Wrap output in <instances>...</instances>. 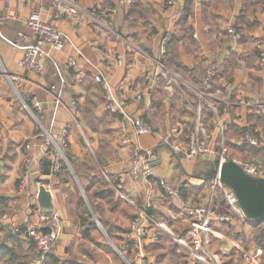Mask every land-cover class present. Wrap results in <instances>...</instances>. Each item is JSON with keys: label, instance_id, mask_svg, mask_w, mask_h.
Segmentation results:
<instances>
[{"label": "crops", "instance_id": "obj_1", "mask_svg": "<svg viewBox=\"0 0 264 264\" xmlns=\"http://www.w3.org/2000/svg\"><path fill=\"white\" fill-rule=\"evenodd\" d=\"M64 8H74L76 13L66 14ZM32 11H39L49 24L72 38L83 55L78 68L66 65V56L73 54L70 47L59 52L48 46L40 55L39 74L19 66L25 47L34 39L23 23ZM57 11L62 13L60 18ZM231 26L241 35L238 42L227 34ZM18 32L27 40L16 46ZM163 37H168L165 58L159 57ZM257 45L264 49V0H174L172 5L167 0H132L130 4L119 0H0V198L5 199L0 210V245L11 246L21 225L28 228L44 222L37 203L43 185L63 224L55 257L73 255L86 264H121L123 259L127 264L94 213L90 215L95 226L89 227L84 199L70 172H50L45 152L52 147L46 146L43 130L66 134L60 146L79 164L84 187L89 176L99 177V173L138 206L150 204L154 220H163L176 232L179 226L186 227V208L206 203L210 197L215 161L204 155L187 159L158 143V135L168 128L173 132L172 143H185L189 132L182 135V129L193 122L197 129L203 111L198 106L204 103L199 86L190 80L197 81L193 71L201 76L212 63L219 64V72L211 84L209 101L217 113L221 109L223 126H245L255 110L263 115L264 64ZM117 55L122 56V64ZM163 58L166 67L178 74L177 86L170 85L160 71L152 86L145 82L144 73L156 69L157 59L162 62ZM97 72L110 81L120 99L130 100V113L142 118L152 134L136 135L120 115L104 108L103 90L93 78ZM136 94L141 95L139 101ZM138 144L158 147L154 168L171 188H177L175 195H166L152 179L136 181L129 176L130 159ZM84 164H91L95 172L82 170ZM85 188L99 190L98 185ZM95 203L107 210L104 201ZM216 205L227 210L222 197ZM106 216L123 218L119 213L107 212ZM256 224L248 218L244 223L234 219L212 224L211 251L219 264H264V240L258 243L255 239ZM9 231L12 234L4 241ZM115 236L121 247L126 234ZM19 239L27 240L24 235ZM154 239L151 230L145 243ZM108 245L114 253H108ZM243 251L254 256L253 263L244 260ZM1 252L0 263L6 260ZM127 252L133 258L134 250ZM148 256L153 257L152 252ZM185 264L199 263L186 257Z\"/></svg>", "mask_w": 264, "mask_h": 264}, {"label": "built area", "instance_id": "obj_2", "mask_svg": "<svg viewBox=\"0 0 264 264\" xmlns=\"http://www.w3.org/2000/svg\"><path fill=\"white\" fill-rule=\"evenodd\" d=\"M121 4H130L132 0H119ZM169 5L174 3V0H167ZM65 9V8H64ZM66 14L73 15L76 13L74 8H66L64 10ZM62 13L57 11V17H61ZM23 23L30 28L34 39L25 47L23 58L19 61V66L23 69H27L34 74H39L42 70V62L40 59L41 52L45 46L52 47L53 49L61 52L66 47H70L73 50V54L66 56V65L68 68H78V59L83 57L82 52L78 50L72 40V38L64 31L49 24L40 14L39 11H32ZM227 34L233 42H238L241 38L240 33L233 27L227 29ZM27 40V36L22 32H18L14 44L19 46L22 42ZM168 37H163L159 46V57H164L167 48ZM259 50V58L261 64H264V49L261 45H257ZM116 60L119 64H122V56L117 55ZM157 68L154 70H147L144 73L145 82L153 85L158 71H160L167 82L170 85L178 84V74L175 71L170 70L163 65L160 60L157 59ZM219 69L218 63H212L207 69L202 85L198 89L199 97L204 104H207L213 109V115L216 118V127L213 135H208L203 130L200 119L199 126L196 131L190 132L187 136L185 143H172L173 132L170 129H165L158 135L159 142L168 145L172 150L177 153H182L187 159H194L199 155H204L220 166L227 161H233L238 164L245 174L251 178L261 179L264 178V165L259 161H241L237 158H228L224 155V149L220 154H217L216 149L211 145L214 144V137L223 135L224 126L220 121L219 114L216 112L212 104L209 102L210 89L213 79ZM94 81L100 85L104 93V108L110 113L118 114L121 117L122 122L128 127L132 128L136 135L143 136L145 134H152L153 129L140 117L132 115L129 111L131 105L130 100L120 99L116 94L114 87L110 81L102 74L96 73L93 75ZM135 100L139 101L140 94L135 95ZM34 107L41 112L39 102L32 101ZM203 104L198 106L199 112L202 111ZM264 115V113H262ZM198 118L200 116L198 115ZM197 118V119H198ZM0 119V128H1ZM48 133V132H47ZM49 134V133H48ZM53 150L46 153V157L50 160V171L52 174L60 173L64 166L67 165V160L63 154V149L60 145L65 143L66 134L60 135L49 134ZM247 135L246 138L254 144V141L250 140ZM220 144L223 145V140H220ZM48 143V146H52ZM215 151H213V150ZM158 151L154 147H142L138 144L130 159V166L128 174L136 181H149L154 180L159 185L160 189L168 196L175 195V191L169 186L165 177L160 176L153 165L154 160L157 157ZM210 197L206 203L191 206L186 208V225L188 226L187 235L188 239L175 235L174 231L170 229L164 222L153 221L155 227L169 238H172L176 243L178 250L186 255L189 260L198 262L199 264H219L218 258L211 251V236L213 234L212 224L230 222L234 219L244 223L247 219L246 215L241 210L235 193L219 180V174L213 178L212 184L209 186ZM119 197L124 199L130 206L137 210L138 217L135 218L128 229L125 236V242L130 249H141L149 237L151 229L149 228V221L152 220L147 214L146 210L138 206L133 200L128 198L125 193L117 191ZM222 197L227 205V210H220L216 205V200ZM181 202V201H180ZM181 205L184 206L183 202ZM48 222L45 225L35 224L27 229L26 234L34 241L37 252L39 253V259L36 264H39L44 256L51 252L55 253L57 248V242L62 233V220L57 213L46 218ZM260 253V250H257ZM138 253V251H137ZM124 258V257H123ZM243 258L246 262L253 263L254 256L243 251ZM127 264H131L125 259ZM138 264V263H137Z\"/></svg>", "mask_w": 264, "mask_h": 264}, {"label": "trees", "instance_id": "obj_3", "mask_svg": "<svg viewBox=\"0 0 264 264\" xmlns=\"http://www.w3.org/2000/svg\"><path fill=\"white\" fill-rule=\"evenodd\" d=\"M164 58H165V56H164ZM164 58L162 59V62L160 61L163 65H165ZM217 72H219V69L217 70ZM205 73L206 72H204V74L200 76L196 71H193V76L197 77V79H196L197 81L195 82L194 79L190 80V81L194 84H197L199 86L198 88H200L202 85ZM216 75H217V73H216ZM216 75H215V77H216ZM215 77H214V79H215ZM218 113H222L221 109H218ZM200 123H201L202 127H205L206 130L209 131V135L212 136L214 131H215L214 115H213L211 109L206 104L203 105V111L200 114ZM191 125H192L190 127L191 129L185 128V127L182 129V135H184L183 131H184V133H188V132L190 133V132L196 131V126L194 125V122ZM262 128L264 130V117H263V115L259 114L258 111H256V110L254 112L250 113L249 118L247 120V125L238 126V125L233 124V123L227 125L223 131V145H224V150L228 154L227 157L230 159L238 158V157L243 156V154H248L247 157H251V156L257 155L256 153L260 154V155H257L260 158L264 157V146L262 145V142L256 146H254V145L250 144L249 140L246 138V134L249 133L251 135L257 136L261 140V133L262 132L257 134V131H259ZM174 129L180 131L179 128L174 127ZM189 133H188V135H189ZM263 134H264V132H263ZM215 138L216 137H214L213 142L215 144H220V137L217 136V139H215ZM158 143L162 144V142H158ZM154 148H155V150H157L159 152L158 147L155 146ZM261 153H262V155H261ZM254 158H257V157L256 156L252 157L251 160H247V161H257ZM44 167H46L45 164H44ZM75 174L77 175V173H75ZM97 185H98L99 190L93 189L89 192L86 188L85 194L88 195L87 198L89 199L90 205L93 209V213L96 215L97 221L103 227L107 236L111 239V242H114V240L118 241L117 240L118 237L115 236V233H123L124 236H125V234H127L131 222L135 218L138 217L137 210L134 207L128 206L127 202L124 199H121L119 197L118 193L114 190V188L108 182L107 183H103V182L98 183L97 182ZM87 186H85V187H87ZM173 190H177V188H175V189L173 188ZM96 200H98V202L104 201L106 206H107V210L102 208V206L99 203H95ZM3 202H5V199L0 198V210L2 208L1 204ZM141 207H143L146 210L147 214L151 217V215H152L151 209H150L151 205L145 202L144 205H142ZM107 212L119 213L123 218L119 219V217L116 216V217H114L113 220L117 221V222L111 223V221H113V220L108 219V217L106 216ZM88 216H90V213H88ZM89 219H90V221L88 222L89 227L95 226V221H94L93 217L89 218ZM151 219L152 220L149 221V228L155 234V239L153 241H151L150 243H144V247H147L148 251L152 252L153 257L149 258V256H148L147 262H145V263L146 264H167V263L168 264H185L187 256L178 250V247L174 241L165 237L164 234L160 231V229L155 227L153 221H157V219L154 220L152 217H151ZM159 220L161 222H164L161 219H159ZM46 222H48V219H45L42 224L45 225ZM255 223H257L255 225L257 228V235H256L255 239L258 241V243H262V241L264 240V220L260 221V222H255ZM25 229H27V228H24L22 226L17 228L16 232H14L15 239L12 237L14 242L12 243L11 246L7 247L4 245H0V251H2L1 254H4L6 256V260L5 261L3 260L0 264H16V261H17L16 249H17L18 243L25 241L23 239H19L21 236L24 235L25 238L27 239L26 241H28V242L31 241L34 243V241L26 234ZM187 229H188L187 225H186V227L184 225H181V226H179L178 232H176L174 230V233L177 236H180V237H183V238L189 240L188 235H187ZM124 245H125V251L123 250V248L121 246L120 248H121L122 252L121 251L120 252L123 254V257L124 256L127 257L129 255L128 254L129 252H127V251H130L129 250L130 246H127V242H125ZM34 246H35V244H34ZM119 246H120V244H119ZM35 250H36V248H35ZM107 251H108V253H114L113 249L109 245L107 247ZM35 257H36V261H37L39 259V253L37 252V250H36V255H34V258ZM32 258L33 257L31 256V260H32ZM67 261H68V257L60 259L58 257H55V255L53 253L49 252L44 256V258L41 260V262L39 264H69V263H71L70 261H69V263ZM120 263L126 264L125 262H123L122 259H120Z\"/></svg>", "mask_w": 264, "mask_h": 264}, {"label": "rangeland", "instance_id": "obj_4", "mask_svg": "<svg viewBox=\"0 0 264 264\" xmlns=\"http://www.w3.org/2000/svg\"><path fill=\"white\" fill-rule=\"evenodd\" d=\"M74 42V41H73ZM76 46V45H75ZM76 48L78 49V50H80L77 46H76ZM167 49V48H166ZM166 52H167V50H166ZM165 55H166V53H165ZM164 55V56H165ZM206 71H207V69H206ZM205 71V72H206ZM100 86V85H99ZM102 89V88H101ZM103 90V89H102ZM210 102V101H209ZM211 103V102H210ZM212 104V103H211ZM38 116V115H37ZM263 117H264V115H263ZM203 128V130L205 131V133L206 134H208L209 135V131H207L206 130V128L205 127H202ZM48 131H45V130H43V136H44V138H45V142H46V146H48V143L49 144H51L52 145V143H51V140H50V137H49V134L47 133ZM262 132V133H261ZM263 132H264V130H263V128L262 129H260L259 131H257V134L258 133H261V140L257 137V136H255V135H251V134H249V133H247L246 134V136L248 135L249 137V139L250 140H252V141H254V144H252L250 141V144H252V145H254V146H256V145H258V144H260L261 142H262V145L264 146V134H263ZM51 134V133H50ZM219 137H221V135H219ZM215 139H217V137L215 138ZM240 143V142H239ZM220 145V146H219ZM213 148H215L216 149V152H217V154H220L221 153V150L222 149H224V145H222V144H213V145H211ZM50 147H52V149H53V145L52 146H50ZM50 150V149H49ZM48 150V152H50V151H52V150H50L49 151ZM213 150V149H212ZM214 151V150H213ZM48 152H45V153H48ZM215 152V151H214ZM50 153H52V152H50ZM63 154H64V156H65V158H66V160H67V165H65L64 166V168H63V172H65V171H69L70 172V175L71 176H73V178H74V182H75V184H76V186H77V192H78V194H80L81 195V197H83V199H84V202L82 203V207H84V213H93V209H92V207H91V205H90V202H89V199L87 198L88 197V195L87 194H85V187H84V185H82V182H83V179H82V176H81V174H80V171H79V169H78V166H79V164H77V163H75V161H71V159L69 158V156H68V150L67 149H63ZM257 155H260V154H258V153H256ZM224 155H226V156H228V154H227V152L224 150ZM257 155H255L257 158H254V159H256L257 161H259V162H261L263 165H264V157H259V156H257ZM261 155H262V153H261ZM248 156V154H243V156H241V157H238L239 158V160H241V161H244V162H246L247 160H251V158L252 157H255V156H251V157H247ZM46 157V156H45ZM237 158V159H238ZM46 159L49 161V163H50V160L46 157ZM84 168H90V169H93V171H94V168H93V166L91 165V164H84V166H83V168H82V170L84 169ZM61 171V172H62ZM51 172V171H50ZM60 172V173H61ZM95 172V171H94ZM75 173H77V175L75 174ZM56 174H59V173H56ZM98 175H99V177H97L96 175L95 176H93V177H88V180H87V184L88 185H97V182L98 183H100V182H103V183H107V181H105L106 180V178L104 177V176H102L101 174H99L98 173ZM71 178V177H70ZM72 179V178H71ZM72 181H73V179H72ZM81 186V187H80ZM132 207V206H131ZM90 210V211H89ZM54 214V213H53ZM51 217V216H50ZM49 218V217H48ZM89 218H92L91 217V215L90 216H86V221L88 222L89 221ZM92 220V219H91ZM39 224V223H38ZM35 224H31V225H29L30 227H32V226H34ZM40 225V224H39ZM22 227H24V228H26V226L25 225H21ZM30 227H28V228H30ZM27 228V229H28ZM27 229H25V231H27ZM62 233H63V231H62ZM62 235V234H61ZM165 237H167L166 235H164ZM167 238H169V237H167ZM170 240H172L173 241V239L172 238H169ZM126 240V239H125ZM27 243V244H26ZM26 243H25V241H23V242H20V243H18V246H17V249H16V257H17V261H16V264H36V257L34 258V255H36V250H35V246H34V243L33 242H31V241H26ZM58 243V242H57ZM113 244L115 245V247L119 250V251H121V248H120V246H119V242L118 241H115L114 240V242H113ZM125 244V243H124ZM121 245V246H123V250L125 251V245ZM129 248V247H128ZM129 250H131V249H129ZM134 250V252L133 253H135L134 254V256H133V258H131L129 255L127 256V257H125V259L126 260H128V262L129 263H131V264H137L136 262H135V259L137 260V262H138V264H146L145 262H147V257H146V254L148 253V249H147V247H144V245L141 247V249H139V250H137V249H133ZM138 251V253H136V252ZM122 252V251H121ZM31 256L33 257L32 258V260H31ZM68 257V263H69V261L71 262V263H69V264H86V263H84V261L83 260H81L79 257H76V256H73V255H70V256H67ZM123 260V259H122ZM131 260V261H130ZM123 262H124V260H123ZM168 264V263H167Z\"/></svg>", "mask_w": 264, "mask_h": 264}, {"label": "water", "instance_id": "obj_5", "mask_svg": "<svg viewBox=\"0 0 264 264\" xmlns=\"http://www.w3.org/2000/svg\"><path fill=\"white\" fill-rule=\"evenodd\" d=\"M216 169L210 174L229 187L236 195L238 204L246 217L255 222L264 220V178H251L244 173L242 168L233 161H227L220 166L215 163ZM37 203L42 218H48L54 213L52 195L49 190L41 185L38 189ZM9 231L5 237L11 235Z\"/></svg>", "mask_w": 264, "mask_h": 264}]
</instances>
